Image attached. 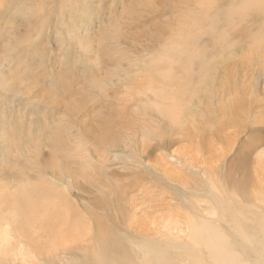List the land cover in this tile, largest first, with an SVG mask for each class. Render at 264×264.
<instances>
[{
    "label": "rangeland",
    "instance_id": "obj_1",
    "mask_svg": "<svg viewBox=\"0 0 264 264\" xmlns=\"http://www.w3.org/2000/svg\"><path fill=\"white\" fill-rule=\"evenodd\" d=\"M244 1L0 0V216L38 206L0 225V264H39L101 229L156 240L158 264H214L181 200L205 217L210 187L256 220L264 2ZM82 254L67 264H91Z\"/></svg>",
    "mask_w": 264,
    "mask_h": 264
},
{
    "label": "bare ground",
    "instance_id": "obj_2",
    "mask_svg": "<svg viewBox=\"0 0 264 264\" xmlns=\"http://www.w3.org/2000/svg\"><path fill=\"white\" fill-rule=\"evenodd\" d=\"M263 2L264 0H256L254 2H251L250 0H246L240 6L241 8L242 7L243 8L256 7L259 11L262 9ZM234 4L237 5L238 3H234ZM238 7L239 6L233 5L231 7L233 9L230 10V12L227 11L228 15L231 16L232 12L234 14L237 11ZM253 14H251V16ZM29 193H33V191L28 192V195L31 196V194ZM35 193L36 191H34V194ZM207 194L212 196V198L214 199L212 201H215V206L212 207L210 211L206 212L207 214L205 215V217H202L201 213L202 211L204 212V209L205 210H208V209L204 208L202 210L201 207H198L197 203L199 204V201L195 204V203H192V201L190 202V201L181 199L183 203L188 205V207H190L193 211H195L196 213L197 212L200 213V215L198 216L199 221L196 222V220L195 221L192 220L193 222L190 223V227L188 228L187 238L188 239L191 238L193 240L192 244L204 245V247L207 249L208 255H210L212 258L214 257L215 260H212L214 264H264V195L263 194L260 195L257 193L253 195L252 197L253 199H255L253 201L254 203L249 202L250 204L248 207H251V208H253V206L255 205H261V207L259 206L260 208L254 207L255 211L256 209L258 210L256 211V214L262 211L259 216L258 214L255 215L256 220H253V218L251 220V219H248V216H246L244 213L249 208H247L246 206L245 208L247 209L242 208L241 205L240 206L233 205L234 207H232V204L229 201H225L222 198L221 196L222 193L216 187L215 189L210 187ZM30 199H33V202H34V199L36 198L34 196L33 198H27L25 200V206L27 207L28 212L23 210L20 212L17 211L14 213H9L8 215L7 213L6 215H1L0 225L2 224L3 226V224H5L6 227L10 228L13 225L11 223H17L21 221L27 224L29 221H31L32 219L31 214L33 213V211H31L30 209L35 203H33L32 205ZM40 202L41 200L38 203ZM18 204L20 206V202ZM18 204L16 203L15 205H18ZM35 205H36L35 206V211H36L38 210V206L37 204ZM218 206L221 207V209H218ZM21 207L25 209V207L23 206ZM224 207L229 208V210L231 211H229L228 213H224ZM199 208H201V210ZM209 215L211 216L215 215V217L209 218L207 217ZM206 218H209L210 220H206ZM179 219L180 218L175 219L176 226L181 224V220ZM59 227L57 226L56 228H59ZM18 229L19 228H17L15 232L18 231ZM121 232L122 233H119L120 236H118L117 233L113 234V233H110L109 231L107 232L101 229V231L97 232L96 236L88 237L89 240L86 241V238H85L86 242L83 243L84 245L83 247L81 245V249L77 247L76 249L67 250V249H64L63 246L60 244L62 247L60 246H56L58 248L54 247V249L56 250H53L51 254L48 252L49 254L46 255L45 258H42L40 260L38 259V262L39 264H67L69 257L78 258L79 257L78 255L83 253L82 254L83 260L89 261L90 259L91 264H125V263L126 264H137L133 254L135 256L137 255L139 256V258L141 259L140 260L141 264L160 263V261H156L159 258V256L155 257V259H152L155 254L150 248L151 246L154 245L156 240L152 238H146V237H139V236L136 237L132 232H129V230L122 231L121 229ZM4 234H5L4 232H1L0 237H3L5 241L6 235ZM122 237H125L127 239L129 247L123 246L121 242ZM139 238L142 239L141 240L142 242L138 240ZM16 246H17V249L15 250L16 251L18 250V253H20L19 255H21L22 257L23 255L22 249L24 247L21 245V242L16 243ZM186 248L188 247L183 246L182 248H177V251L184 252L185 251L184 249ZM3 255H5L4 251H3Z\"/></svg>",
    "mask_w": 264,
    "mask_h": 264
}]
</instances>
